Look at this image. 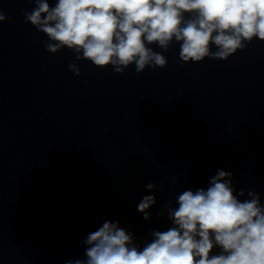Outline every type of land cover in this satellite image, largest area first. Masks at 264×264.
I'll list each match as a JSON object with an SVG mask.
<instances>
[{"label":"clouds","instance_id":"1","mask_svg":"<svg viewBox=\"0 0 264 264\" xmlns=\"http://www.w3.org/2000/svg\"><path fill=\"white\" fill-rule=\"evenodd\" d=\"M54 2V6H53ZM25 23L47 36L46 51L67 48L77 61L100 69L111 66L122 74L135 65L165 68L168 51L179 44V60L187 64L205 58L227 60L254 39L264 41V0H29ZM6 15L0 11V23ZM213 47L215 50H213ZM69 69L77 76L76 63ZM176 180L175 177H173ZM233 174L218 170L207 188L184 190L164 205L172 226L153 230L141 246L119 222L104 221L81 244L84 259L65 264H264V204L249 190L248 199L232 186ZM156 185L148 183L151 192ZM145 195L138 212L149 220L156 205ZM158 213L164 216L165 211ZM219 249V252H215Z\"/></svg>","mask_w":264,"mask_h":264}]
</instances>
